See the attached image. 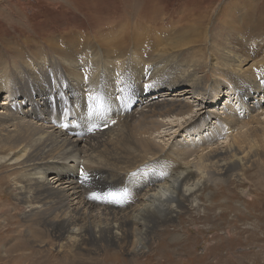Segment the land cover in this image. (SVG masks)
I'll return each instance as SVG.
<instances>
[{"label": "bare ground", "instance_id": "bare-ground-1", "mask_svg": "<svg viewBox=\"0 0 264 264\" xmlns=\"http://www.w3.org/2000/svg\"><path fill=\"white\" fill-rule=\"evenodd\" d=\"M225 26L239 43L221 32L156 33L155 45L137 33L110 44L51 40V57L2 70L0 163L13 167L6 183L29 225L26 240L72 264L75 251L109 246L146 254L158 230L204 209L210 184L264 175V38L255 49L244 30ZM208 42L210 56L180 59L179 51ZM172 132L186 135L170 142Z\"/></svg>", "mask_w": 264, "mask_h": 264}, {"label": "rangeland", "instance_id": "rangeland-1", "mask_svg": "<svg viewBox=\"0 0 264 264\" xmlns=\"http://www.w3.org/2000/svg\"><path fill=\"white\" fill-rule=\"evenodd\" d=\"M226 24L244 30L249 45L260 48L257 43L264 38V0H0V77L5 67L11 71L26 59L35 62L54 55L55 43H51L52 48L51 40L82 46L84 41L90 44L92 40L98 43L102 39L110 44L114 39L129 40L137 33L155 45L156 33L164 39L170 34L175 40L206 32L212 39L221 32L239 43L238 36ZM211 45L208 42L187 47L182 53L179 51L180 59L196 61L205 52L210 56ZM203 69L199 73H207L206 79H211L206 66ZM232 102L239 108L236 99ZM222 107L221 102L219 110ZM192 122L189 120L187 125L191 127ZM163 134L164 131L159 136ZM181 134L173 133L166 140L180 141L184 137ZM220 137L218 142L223 140ZM12 169L0 163V204L11 209L14 203L16 209L11 211L14 217L0 213V264H72L68 262L70 258L63 259L51 247L40 249L26 240L29 225L22 222L20 207L6 183L12 177L8 174ZM262 175L251 170L247 174L249 180L242 186L236 179L217 187L210 184L201 195L204 209L192 211L191 216L181 214L174 225L158 230L154 239L149 240L146 254L127 255L109 246L95 255L75 251L73 264H264V182L258 181L264 179ZM16 246L17 251H13ZM18 253H27L29 258L15 260L13 256Z\"/></svg>", "mask_w": 264, "mask_h": 264}, {"label": "snow or ice", "instance_id": "snow-or-ice-1", "mask_svg": "<svg viewBox=\"0 0 264 264\" xmlns=\"http://www.w3.org/2000/svg\"><path fill=\"white\" fill-rule=\"evenodd\" d=\"M110 196H112V198L114 199L116 198L115 194H110Z\"/></svg>", "mask_w": 264, "mask_h": 264}]
</instances>
